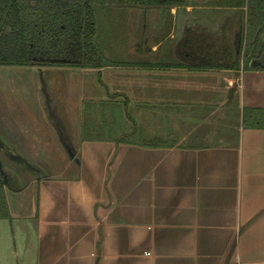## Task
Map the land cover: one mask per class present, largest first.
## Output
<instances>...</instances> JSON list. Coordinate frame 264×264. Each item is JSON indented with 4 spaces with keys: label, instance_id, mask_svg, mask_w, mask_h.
<instances>
[{
    "label": "crops",
    "instance_id": "obj_1",
    "mask_svg": "<svg viewBox=\"0 0 264 264\" xmlns=\"http://www.w3.org/2000/svg\"><path fill=\"white\" fill-rule=\"evenodd\" d=\"M201 1L141 8L157 18L122 65L81 69L94 85L71 106L80 165L54 149L63 167L33 181L35 215L0 220L32 219L28 262L264 264V128L244 120L264 109V71L236 65L247 8Z\"/></svg>",
    "mask_w": 264,
    "mask_h": 264
},
{
    "label": "rangeland",
    "instance_id": "obj_2",
    "mask_svg": "<svg viewBox=\"0 0 264 264\" xmlns=\"http://www.w3.org/2000/svg\"><path fill=\"white\" fill-rule=\"evenodd\" d=\"M103 1H107L104 2L107 5L111 2ZM121 1L123 0H115L125 5L120 3ZM131 6L128 10L113 6L104 10L99 8L100 44L111 58H115L120 50L128 53L134 51L139 43V29L142 24H150L157 18V9H151L150 20H147V17H143L144 10H141L143 6ZM214 16L213 20L224 21L220 12H216ZM242 64L248 67L247 62L242 61ZM82 71L84 70L42 66H0V137L10 146L18 145L13 149L32 165L29 168L20 160H11L0 152V159L10 179V182L7 179L6 185L10 213L19 212L21 209V212L34 216L38 205V185L33 181L40 178L35 169L54 174L60 170L62 158L50 156L53 155L54 149L65 151L60 137L64 130L70 137L68 127L71 126V106L76 99L81 100L80 95L83 94L86 95V100H90V88L84 90L82 87L94 85L90 73ZM47 143L52 145L49 148L51 147L53 152L48 153L49 151L45 150ZM65 154L64 160H70ZM19 220H13L11 224L9 221L0 223V264H33L28 262L29 255L26 248L24 249L23 239L24 232L25 235L26 232L34 234L33 221L26 219V223L30 224L29 228H26L25 223ZM9 232L16 235V248L15 244H10Z\"/></svg>",
    "mask_w": 264,
    "mask_h": 264
},
{
    "label": "trees",
    "instance_id": "obj_3",
    "mask_svg": "<svg viewBox=\"0 0 264 264\" xmlns=\"http://www.w3.org/2000/svg\"><path fill=\"white\" fill-rule=\"evenodd\" d=\"M158 1H121L129 5L125 6L115 0L108 5L103 0H0V66L88 70L120 66L101 47L99 8L128 10L131 4L149 7ZM208 1L214 7L247 8L237 30L236 65L243 60L264 71V0ZM244 120L264 128V109H245ZM7 184L0 175V220L12 218Z\"/></svg>",
    "mask_w": 264,
    "mask_h": 264
},
{
    "label": "water",
    "instance_id": "obj_4",
    "mask_svg": "<svg viewBox=\"0 0 264 264\" xmlns=\"http://www.w3.org/2000/svg\"><path fill=\"white\" fill-rule=\"evenodd\" d=\"M61 138V141H62V143H63V145H64V148H65V152H66V154L69 156V158L71 159V160H73L77 165H80V163H81V161H80V158L78 157V156H76V154H77V151H76V149H75V147H74V145H73V143L70 141V139H69V137H68V135L66 134V131L64 130L63 131V134H62V136L60 137ZM0 149H1V151L6 155V156H8V157H10V155H12V153H13V158H14V160H20V159H22L21 158V156L19 155V153L15 150V149H11L2 139H1V137H0ZM11 151V153L9 154V152ZM11 157V158H12ZM12 158V159H13ZM21 162L24 164V165H26L27 167H29V168H31L32 167V165L29 163V162H27L26 160H21ZM0 168H1V170H2V172H3V176L4 177H7L8 176V173L5 171V169H4V164H3V162H2V160L0 159ZM35 171H36V173H38V174H40L41 173V171H40V169H38V168H36L35 169Z\"/></svg>",
    "mask_w": 264,
    "mask_h": 264
},
{
    "label": "flooded vegetation",
    "instance_id": "obj_5",
    "mask_svg": "<svg viewBox=\"0 0 264 264\" xmlns=\"http://www.w3.org/2000/svg\"><path fill=\"white\" fill-rule=\"evenodd\" d=\"M131 4V3H130ZM11 149H13V148H15L14 146H10L7 142H5ZM0 152H2L1 151V149H0ZM11 153V151L9 152V154ZM13 156V153H12V155H10V159H11V157ZM13 158V157H12ZM14 159V158H13ZM12 160V159H11ZM22 159H20V161H21ZM18 162V161H17ZM0 175L2 176L3 175V172H2V170H1V168H0ZM4 177V176H3ZM4 178H6V179H9V177L7 176V177H4ZM9 182H10V179H9Z\"/></svg>",
    "mask_w": 264,
    "mask_h": 264
}]
</instances>
